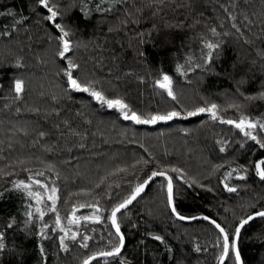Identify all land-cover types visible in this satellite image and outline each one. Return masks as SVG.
I'll list each match as a JSON object with an SVG mask.
<instances>
[{
  "label": "trees",
  "instance_id": "trees-1",
  "mask_svg": "<svg viewBox=\"0 0 264 264\" xmlns=\"http://www.w3.org/2000/svg\"><path fill=\"white\" fill-rule=\"evenodd\" d=\"M50 4L60 12L55 22L45 18L49 13L38 0H0V264H83L91 254L112 250L118 237L111 209L153 171L172 177L178 214L215 220L231 245L239 222L264 210V181L255 169L264 148L220 122H256L264 114V0ZM55 23L69 32L66 58L58 55ZM208 43L217 47L210 50ZM69 60L78 66L73 77L90 91L70 87ZM165 74L175 99L156 83ZM17 80L24 82L19 94ZM93 90L122 100L125 111L144 119L180 115L134 124L119 108L96 100ZM212 104L217 121L209 113L187 114ZM259 124L252 135L264 142ZM31 173H43L57 189L56 211L46 220L27 221L28 195L14 186ZM74 208L103 214L86 230L89 239L67 240L65 249L54 224L57 216L68 221ZM117 221L125 239L120 255L90 264H218L223 252L212 224L175 217L162 177ZM237 248L243 264H264V218L241 228ZM224 264H236L231 246Z\"/></svg>",
  "mask_w": 264,
  "mask_h": 264
},
{
  "label": "snow or ice",
  "instance_id": "snow-or-ice-1",
  "mask_svg": "<svg viewBox=\"0 0 264 264\" xmlns=\"http://www.w3.org/2000/svg\"><path fill=\"white\" fill-rule=\"evenodd\" d=\"M38 3L45 9H47L49 15L46 16L45 18L48 21H52L55 22L57 17L60 15V12L58 11V9H56L54 6H52L50 4V0H38ZM55 27L57 29H59L60 32V36L58 37V39L61 42V49L58 53V55L60 57H65L66 58V53H69L71 50V43L70 41L67 39V37L69 36V32L65 30L64 26L60 25L59 23H55ZM213 32H215V30L213 29ZM206 47L208 49H213L215 47H217L216 45L212 44V43H208L206 45ZM208 58H211L212 53L211 51L208 52ZM78 66L73 63L71 60L68 61V65H67V69L65 74L67 75L68 78V82L70 87L78 90V91H83V92H88L90 91V88L87 86H82L81 83L78 82L77 79H75L73 77V69L77 68ZM180 65H177V71L179 72L181 70ZM156 83L159 85L160 88L162 89H166L167 90V94L168 96L172 97L173 99H175V96L173 94L172 88H171V77L167 74L163 75L161 80H157ZM23 87H24V82L22 80H17L15 81V86H14V91L19 94L23 91ZM91 95L98 101H100L101 103L107 104V106L109 108H119L122 112H124V119L125 120H133L138 124H155L158 120H171L173 117L179 116L180 113L177 111H172L167 113L166 115H152L150 118L144 119L142 118L140 115H138L135 112H131V114H129L127 111H125L128 108V105L125 104L122 100L116 99V100H112V99H105V97L103 96V94L101 92L98 91H91ZM262 97H264V94H261ZM251 99V97H250ZM200 113H209L211 118L213 120H217L219 119L218 116V112H217V105L216 104H212L209 107H200L195 109L194 111H190L187 114L189 116H195L198 115ZM222 123H227L230 125H234L236 128L240 129L241 131L244 132V135L248 138H250L251 140L256 141L259 146L261 148H264V142H261L259 140H257V137L255 135H252L251 132L246 131L245 129H254L257 127L256 123H253L250 120H247L246 118H241L238 122L234 121V120H221ZM259 127L261 129H264V124H259ZM224 149L221 148V151H223ZM255 169H256V174L259 176V178L264 181V160L262 161H258L255 165ZM173 172H179V169L173 168L172 169ZM39 175H43V173H39ZM229 176L231 175V173L228 174ZM167 177V201L169 203V205H172V201H173V183H172V177L167 176L166 172L163 171H153L151 173L150 176H148L145 180H143L141 183L137 184L135 189L131 192V194L124 199L121 203L116 204L112 209H111V215L109 217V219L111 220V225L115 228V235L118 237V243L112 248L111 251H101L93 256H90L88 259H85L83 261V264H90L91 260H95L97 258V256H101V257H111V256H119L121 253V249L124 246V235L121 233V229H120V224L117 221V214L121 212L122 209H126L145 189V187L149 184V182L154 178V177ZM36 184H41L40 180H35L34 181ZM17 188H21L23 190H25L27 192V194L29 196H32L34 198H36L37 203L39 204L41 201V196L40 193L38 192H33L30 190V185L26 184L24 181H19L17 184L14 185ZM43 187L47 188V185H43ZM225 187H227V190L230 192H235L237 189L236 188H232V187H228L227 185H225ZM51 194L48 196V200L52 201V208L50 209V211L55 212V202L57 200V189L56 187H52L50 189ZM86 205H80V207H85ZM89 207H93L96 208V205H87ZM75 211L76 209H73V213L71 218L69 219V224H77L80 222L81 219L87 221L89 219H95V220H99L100 217L98 215H94L93 217H88V216H84V217H79L77 218L75 216ZM97 211H99V209L97 208ZM36 212H38L40 214L41 217H43L44 213L41 211V209L39 207L36 208ZM172 212L176 213V208L173 206L172 207ZM27 216L31 217L33 214L32 212H27L26 213ZM177 215H179L177 213ZM180 219H187L186 217L180 216ZM257 218H264V210L261 211H256L254 212L252 215L247 216V218L242 219L239 222V225L236 227L235 232L233 234L232 237V243L230 245L229 242V235L228 233L225 232V229L223 227H221L220 224H218L215 220H212L211 223L213 225H215V227L217 229H219V231L221 233H223V252L220 256V264H224V260L226 257L229 256V248L231 246L232 250L234 251V255H235V261L236 264H241V255H240V251L239 249L236 247L235 244V240L239 238L240 236V231L241 228H243L245 225H247L250 221H253ZM192 219H195V217H192ZM204 219H209L208 217H204ZM56 225L57 227H60V218L59 216H57L56 218ZM12 225L9 224L8 227H11ZM45 227H47V225H45ZM61 231L65 232L64 236L60 237V246L62 248H67V245L65 244V238L68 235L67 231L63 228H61ZM41 235H43V232L41 231ZM76 233H73L71 235V239L75 240L76 239ZM3 237V233H0V240H2ZM84 240L89 239V237L85 236L83 237ZM156 240H161L162 238L159 236L155 237ZM84 247H87V244L83 245ZM5 247V245L3 244V242H0V250H2ZM197 251H199V248H197Z\"/></svg>",
  "mask_w": 264,
  "mask_h": 264
},
{
  "label": "rangeland",
  "instance_id": "rangeland-1",
  "mask_svg": "<svg viewBox=\"0 0 264 264\" xmlns=\"http://www.w3.org/2000/svg\"><path fill=\"white\" fill-rule=\"evenodd\" d=\"M225 119H227V118H225ZM240 119L241 118H234V121L238 122ZM246 119L252 121L251 119H248V118H246ZM257 121L262 123V124H264V114L260 115L259 118H257ZM257 121L256 122L252 121V122L257 124ZM220 122H221V119H220ZM245 130L249 131V132H251L253 134V129H245ZM35 180H40L41 184H36L34 182ZM19 181H24L26 184H29L30 185V190L33 191V192L40 193V196H41V201L38 204L36 198H34L32 196H29L27 194L28 195V200H29V201L27 200L29 202V211L32 212V214H33L31 217L26 215L27 221L30 222V221L46 220V219H44V217L50 212V209L53 206L52 205V201L48 200V196L51 194L50 189L52 187H54L52 185V183H50L48 180L42 178V176L37 174V173H31V174L27 175L24 178L18 179V182ZM43 185H47V188L43 187ZM55 204H56V202H55ZM37 207H39L41 209V211L44 213L43 217H41L40 214L38 212H36V208ZM102 214H103L102 210L99 209V211H97V210H95V212L86 211V212H83L82 214H78V212H76L75 216L77 218L84 217V216L93 217L94 215H98L99 217H101ZM71 216H72V213L70 215V218H71ZM69 219H68V221H69ZM68 221H66V222L65 221L64 222L60 221V227H57V225L54 224V227L59 229V232H60L59 239H60L61 236L65 235V232L61 231V228H63V229H65L67 231V234H68L66 236V238H65L66 242H67V240H71V235L73 233L77 234L76 235V239L84 242L85 240L83 239V237L87 236L86 230L87 229H91V227L94 225V221H97V220L89 219V220L85 221V220L81 219L80 222L77 223V224H69ZM41 222H42L41 226H42V228H44L46 222L45 221H41Z\"/></svg>",
  "mask_w": 264,
  "mask_h": 264
},
{
  "label": "water",
  "instance_id": "water-1",
  "mask_svg": "<svg viewBox=\"0 0 264 264\" xmlns=\"http://www.w3.org/2000/svg\"><path fill=\"white\" fill-rule=\"evenodd\" d=\"M124 113V112H123ZM174 118V117H173ZM173 118L171 119V120H173ZM171 120H158L155 124H157V123H160V122H162V123H166V122H168V121H171ZM132 122H134V124H138V123H136L135 121H133V120H131ZM155 124H151V125H155ZM262 160H264V159H260V160H258V161H262ZM257 161V162H258ZM256 162V163H257ZM256 163H255V165H256ZM167 176H169L168 174H167ZM159 177H161V176H158V177H154L150 182H149V184L154 180V179H156V178H159ZM162 178H165L166 179V194H167V177H162ZM173 183V182H172ZM148 184V185H149ZM148 185L145 187V189H144V191L146 190V188L148 187ZM143 191V192H144ZM142 192V193H143ZM141 193V194H142ZM141 194L134 200V201H136L140 196H141ZM133 201V202H134ZM132 202V203H133ZM131 203V204H132ZM130 204V205H131ZM129 205V206H130ZM168 205H169V203H168ZM128 206V207H129ZM174 206V193H173V201H172V205H169V208H170V210L172 211V207ZM127 207V208H128ZM175 207V206H174ZM126 208V209H127ZM123 210H125V209H122L121 211H123ZM259 211H261V210H259ZM173 213V212H172ZM174 215H175V217L178 219V220H181V221H184V222H194V221H201V220H203V221H206V222H209L210 224H212L211 223V221L213 220V219H211V218H209V219H204V217H207V216H205V215H198V216H193V217H195V219H192V217H186L187 219H180L179 217L181 216L180 214L179 215H177V212L176 213H173ZM253 214V213H252ZM252 214H250V215H252ZM111 215V214H110ZM110 217V216H109ZM183 217H185V216H183ZM247 218V217H246ZM109 221H110V224H111V220L109 219ZM213 225V224H212ZM239 225V224H238ZM237 225V226H238ZM214 227H215V225H213ZM113 227V226H112ZM222 227V226H221ZM216 228V227H215ZM113 229H114V231H115V228L113 227ZM217 229V228H216ZM218 231H219V229H217ZM220 232V231H219ZM122 233V232H121ZM221 233V232H220ZM221 235H222V238H223V233H221ZM237 240L238 239H236L235 240V244H236V247H237ZM124 243H125V239H124ZM223 243H224V240H223ZM123 249V248H122ZM121 249V250H122ZM108 251H111V250H108ZM99 253V252H98ZM95 254H97V253H94V254H91V255H89L86 259H88L90 256H93V255H95ZM233 254H234V251H233ZM111 257H113V256H111ZM234 257H235V255H234ZM106 258H110V257H101V256H97V258L95 259V260H97V259H106ZM226 259V258H225ZM92 261H94V260H91L90 262H92ZM224 262H225V260H224ZM218 264H220V259H219V261H218ZM241 264H243V262H242V259H241Z\"/></svg>",
  "mask_w": 264,
  "mask_h": 264
}]
</instances>
